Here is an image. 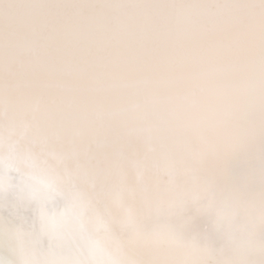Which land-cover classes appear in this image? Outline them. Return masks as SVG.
Masks as SVG:
<instances>
[{
	"label": "snow or ice",
	"instance_id": "1",
	"mask_svg": "<svg viewBox=\"0 0 264 264\" xmlns=\"http://www.w3.org/2000/svg\"><path fill=\"white\" fill-rule=\"evenodd\" d=\"M0 264H264V0H0Z\"/></svg>",
	"mask_w": 264,
	"mask_h": 264
}]
</instances>
